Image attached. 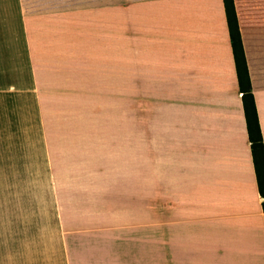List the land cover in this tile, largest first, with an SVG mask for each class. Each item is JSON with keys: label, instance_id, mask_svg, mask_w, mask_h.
Segmentation results:
<instances>
[{"label": "crops", "instance_id": "1", "mask_svg": "<svg viewBox=\"0 0 264 264\" xmlns=\"http://www.w3.org/2000/svg\"><path fill=\"white\" fill-rule=\"evenodd\" d=\"M91 1L0 0V13L15 14L0 20V136H94L48 115L30 22ZM133 1L125 9L141 22L140 76L149 71L134 89L133 192L146 195L151 226L164 206L166 264H264L262 197L223 0ZM234 4L264 143V0ZM108 169L56 165L39 195L0 198V264H120L93 258L94 236L115 230L95 224L111 193L94 173Z\"/></svg>", "mask_w": 264, "mask_h": 264}, {"label": "rangeland", "instance_id": "2", "mask_svg": "<svg viewBox=\"0 0 264 264\" xmlns=\"http://www.w3.org/2000/svg\"><path fill=\"white\" fill-rule=\"evenodd\" d=\"M133 2L109 0L103 10L101 0H93L76 12L31 16L35 83L46 88L48 115L62 130L68 124L89 127L94 136H0V198L39 195L47 169L56 165L109 168L105 175L94 173L93 180L108 181L111 193L104 202L109 211L95 224L115 230L94 236L99 243L93 258L166 264L164 206L151 226L146 195L136 198L133 192L134 89L149 82V71L140 76L145 64L140 18L134 21L125 9ZM13 15L0 13V20H14ZM161 35L166 39L164 13Z\"/></svg>", "mask_w": 264, "mask_h": 264}, {"label": "trees", "instance_id": "3", "mask_svg": "<svg viewBox=\"0 0 264 264\" xmlns=\"http://www.w3.org/2000/svg\"><path fill=\"white\" fill-rule=\"evenodd\" d=\"M223 6L234 58L238 87L241 92L246 129L250 142L251 157L254 165L258 192L262 197L261 204L264 213V143L261 135V128L252 92V85L245 58L234 0H223Z\"/></svg>", "mask_w": 264, "mask_h": 264}]
</instances>
